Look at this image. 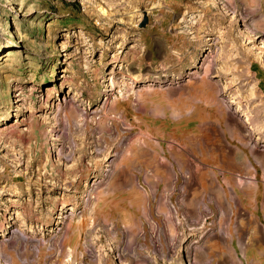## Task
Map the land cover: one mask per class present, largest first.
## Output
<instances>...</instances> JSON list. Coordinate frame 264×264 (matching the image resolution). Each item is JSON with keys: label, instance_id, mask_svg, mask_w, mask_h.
Here are the masks:
<instances>
[{"label": "rangeland", "instance_id": "obj_1", "mask_svg": "<svg viewBox=\"0 0 264 264\" xmlns=\"http://www.w3.org/2000/svg\"><path fill=\"white\" fill-rule=\"evenodd\" d=\"M255 1L0 0V264H213L226 230L264 264ZM171 131L193 177L159 164Z\"/></svg>", "mask_w": 264, "mask_h": 264}, {"label": "bare ground", "instance_id": "obj_2", "mask_svg": "<svg viewBox=\"0 0 264 264\" xmlns=\"http://www.w3.org/2000/svg\"><path fill=\"white\" fill-rule=\"evenodd\" d=\"M249 1H251V3L253 2V1H255V0H249ZM256 2V1H255ZM254 3V2H253ZM252 6V5H251ZM254 6V5H253ZM255 8V7H254ZM102 10V9H101ZM102 12L103 13H105V9H103L102 10ZM263 17V16H262ZM263 20V19H262ZM264 21V20H263ZM262 22V21H261ZM13 32V31H12ZM14 33V32H13ZM12 37L14 38H16L17 39V37H16V35L14 34H12ZM14 38V39H15ZM9 43V42H8ZM14 43V42H13ZM7 44V43H6ZM5 44V45H6ZM147 91H145L140 97H141V99L139 100V104L142 106V107H144V106H146V104H145V101L147 100V95H151V93H153V92H151V91H149V88L148 89H146ZM168 91V90H167ZM171 92V91H170ZM153 102H155V101H153ZM154 105H156V106H158V104L157 103H155ZM160 106V105H159ZM140 107V106H139ZM159 109V111H160V108H158ZM162 110V109H161ZM174 112V111H173ZM119 113V112H118ZM160 113H162V112H160ZM163 114V113H162ZM171 114H172V111H171ZM173 119H177L178 121H177V126L178 127H181V126H183L184 124L186 125V124H189V123H191L192 121L190 120V119H188V118H184V119H181L180 117V113H176V111L173 113ZM119 119V118H118ZM121 119L122 120H125L124 119V117L123 116H121ZM124 122V121H123ZM125 124L127 123V119H126V122H124ZM130 122H128V124H129ZM132 124V123H131ZM172 130H174V129H172ZM176 130V129H175ZM141 131V130H140ZM140 131H138V132H140ZM145 131V130H144ZM149 133V132H148ZM148 133H145V132H143V136H147L148 135ZM142 134V132L140 133V134H136V135H141ZM170 134H171V136L169 137V139L168 140H166V143H167V149L169 150V152L168 153H166L164 156H162V155H158V157H157V159H158V161L160 162H158L160 165H165V167H169V166H167V162L168 163H170L171 162V160L172 159H174V161H177V162H179L178 164L179 165H181V163L182 164H184V167L182 166V167H180L179 169L182 171V173H185V172H188V173H191V176L193 177L194 176V170H193V168L194 169H196V167L195 166H191V163H189L190 162V159H189V154L187 155V153H186V155L188 156V157H185V152H187V150L188 149H186V148H184L183 146H184V144H183V142H182V144H181V142L177 139V138H174V132L173 131H171L170 132ZM150 135V136H149ZM148 135V139H152L153 137H151V135H153V134H149ZM143 136H142V138H143ZM133 138V137H132ZM136 138V137H135ZM134 138V139H135ZM142 138H139V144L140 145H152V144H158V143H156V142H153V141H155V140H153V141H151V142H149V140L148 139H145V140H142ZM133 141V140H132ZM134 142V141H133ZM136 143H138V141L136 142ZM131 146V145H130ZM161 148V147H160ZM150 149V148H149ZM130 151V150H129ZM165 153V152H164ZM184 153V154H183ZM190 153V152H189ZM192 154V153H191ZM185 157V158H184ZM161 159H164V162L162 161L161 162ZM173 166V165H172ZM178 166V165H177ZM198 167H199V165H198ZM197 167V171L199 170V168ZM168 169V168H167ZM249 179V178H248ZM247 178H243V176H238L237 178H235V181H236V186H237V188H238V191H242V192H245L246 191V189H248V188H251V186H252V180H248ZM253 188V187H252ZM188 212H191V210L190 209H188L187 210ZM168 213H169V210H166V209H163L162 210V214H163V216H165V218L168 220V222H170V223H173V218L171 217V216H168ZM130 226V225H129ZM131 228H132V226H131ZM129 229H130V227H129ZM171 230V232L173 233V232H175V230H177L176 228H171L170 229ZM252 231V230H251ZM225 233L223 234V237H219V234L220 233H218V234H216L215 236L217 237V238H220V239H222L223 241H229L230 239L232 240V236H230V235H228L229 234V232H228V230H226V231H224ZM176 233V232H175ZM228 235V236H227ZM231 238H230V237ZM146 237V240L148 241L150 238H149V236L148 235H146L145 236ZM229 237V238H228ZM220 239H218V240H216V241H214V243H212V245H211V250H213L214 249V251H215V256H218V258H216V259H214V263L213 264H237V262H235V257H236V259H238V257H237V254H239L238 253V251H237V248L236 247H234L235 248V250H234V252H232V253H230V251H228L229 253L227 254V256L225 257V258H223V253H225L226 251H224L223 250V246H222V240H220ZM239 239V238H238ZM241 239V238H240ZM239 239V240H240ZM250 239H251V241H250ZM240 241H243V239H241ZM239 241V242H240ZM249 243H247V244H244L243 245V242H241V243H239V244H241V245H243V247H244V251H242L245 255V259H246V261H250V260H253L254 259V261H261V263L263 262L262 260H264V234H262V233H260L259 231H257V230H255V232H251V235H250V237H249ZM245 242V241H244ZM230 243V242H229ZM240 245V246H241ZM228 246H229V244H228ZM65 248V247H64ZM62 249V254H64L65 253V249ZM229 249V248H228ZM242 250V249H241ZM65 255V254H64ZM241 257V256H240ZM240 259V258H239ZM239 259H238V261H239ZM237 261V260H236ZM241 261H242V259H241ZM139 262V261H138ZM136 263V262H135ZM250 263V262H249ZM26 264H28V263H26ZM132 264V263H131ZM239 264V263H238ZM243 264H245V263H243ZM251 264V263H250ZM256 264V263H255Z\"/></svg>", "mask_w": 264, "mask_h": 264}]
</instances>
